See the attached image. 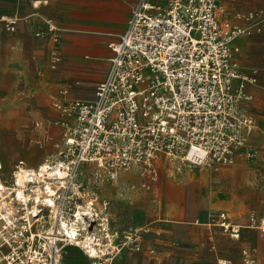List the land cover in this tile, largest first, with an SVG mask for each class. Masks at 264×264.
<instances>
[{
	"label": "built area",
	"instance_id": "built-area-1",
	"mask_svg": "<svg viewBox=\"0 0 264 264\" xmlns=\"http://www.w3.org/2000/svg\"><path fill=\"white\" fill-rule=\"evenodd\" d=\"M226 9L222 0H139L133 6L110 43V67L94 97L53 102L69 121L56 156L36 164L19 158L11 166L0 160V264H66L69 245L90 264H112L123 247L140 250L143 237L137 226L110 222V199L98 190L104 176L116 181L121 170L137 168L152 177L163 155L194 165L230 164L245 155L255 123L242 102L252 98L246 85L257 83V69L240 68L235 40L259 30L264 11L224 16ZM26 19L0 15L8 32ZM56 31L45 20L35 35L56 41ZM59 60L52 52L49 66ZM221 226L239 236V225ZM242 256L257 264L249 249Z\"/></svg>",
	"mask_w": 264,
	"mask_h": 264
},
{
	"label": "crops",
	"instance_id": "crops-1",
	"mask_svg": "<svg viewBox=\"0 0 264 264\" xmlns=\"http://www.w3.org/2000/svg\"><path fill=\"white\" fill-rule=\"evenodd\" d=\"M138 1L0 0V15L15 13L27 16L26 20L18 22L13 32L5 31L0 22V90H7L0 98H18L28 103V98L34 96L39 98L40 116L66 118L65 112L54 105L48 106L47 101L51 98L50 103L53 104L54 101L94 97L96 83L104 78L110 67V43L125 29L131 9ZM222 4L227 8L224 16H229L233 10L264 11V4L249 5L248 0H222ZM45 20L56 26V41L50 35H35L36 31L45 28ZM235 43L239 47L237 59L240 68L244 72L257 69V83L246 85L252 98L243 101L242 106L253 117L264 116L253 110L256 104L264 103V21L259 30L239 36ZM52 52L60 55L55 68L49 66ZM64 86L69 88L66 94L60 92ZM261 142H264L263 136ZM240 159L242 157L238 156L232 170ZM159 160L165 161L166 158L161 156ZM249 161L252 162L251 159ZM191 174L194 172L188 170V177ZM189 184L190 178L187 189ZM236 184L233 177L217 180V187L235 190ZM99 186L100 195L113 196L111 215L117 213L122 220L135 218L139 226L146 225L148 231L142 248L148 244L150 252L123 251L112 264H246L241 254L243 247L252 252L257 264H264V230L249 227L245 224L246 218L239 219L229 214L230 222L240 226L239 236L234 238L219 224V213L223 212L219 210L228 202L226 198L217 201L216 216L204 199L192 196V190H188L180 207L169 199L163 202L167 207L162 208L159 204V208L149 215L148 210L146 212L142 207L129 206L124 210L125 197L113 188L109 180L102 181ZM117 226L136 225L119 223ZM74 250L82 254L85 262L73 259ZM64 262L90 264V259L78 247L69 245Z\"/></svg>",
	"mask_w": 264,
	"mask_h": 264
},
{
	"label": "rangeland",
	"instance_id": "rangeland-1",
	"mask_svg": "<svg viewBox=\"0 0 264 264\" xmlns=\"http://www.w3.org/2000/svg\"><path fill=\"white\" fill-rule=\"evenodd\" d=\"M248 3L249 5H262L264 0H248ZM6 91L0 90V95ZM38 100L39 98L34 96L28 98V103L19 101L18 98H0V160L8 166H11L19 158L24 159L27 164H36L45 158L56 156L59 149L62 148L63 133L69 124L68 118H56L51 115L43 118L39 115L41 112ZM48 101V106L51 107L53 105L50 103L51 98ZM253 110L264 114V103L256 104ZM254 123L248 137L245 155L241 156L242 159L234 170L232 167L237 158L230 164L201 165L166 158L165 161L157 162L156 179H152L147 173H142L140 169L130 168L121 170L116 181H111L105 176L103 181L109 180L113 188L119 190L120 195L125 197L124 210H127L129 206L142 207L144 211L148 210L150 215L151 212L159 208V204L162 208L167 207L163 202L169 199L174 200L180 207L185 193L192 190L191 195L204 199L216 216L217 201L226 198L228 202L233 203H224L222 210H219V212L223 211L227 214L226 220H229L230 214L234 217L238 216L239 219L246 218L245 224L249 227L259 228L264 210V142H261V137H264V116L255 115ZM248 150L253 152L252 159L246 157ZM250 159L252 162L249 161ZM188 170H192L194 174L188 177ZM87 176L90 177V182L94 178L90 172L88 175L85 174V177ZM231 177L237 181V189L217 187L218 179H231ZM189 178L190 184L187 189ZM193 180H195V184ZM195 185L196 187H194ZM143 192L146 193L143 194ZM106 196L110 198L111 202L108 211L110 222L115 226L119 223L138 226L146 243L147 226H139L140 224L134 220L135 218L122 220L118 218L117 213L111 215L113 196ZM150 250L149 245L144 244L141 250L126 246L121 251L148 253ZM79 253L78 250H74L73 259L85 262V258Z\"/></svg>",
	"mask_w": 264,
	"mask_h": 264
},
{
	"label": "bare ground",
	"instance_id": "bare-ground-1",
	"mask_svg": "<svg viewBox=\"0 0 264 264\" xmlns=\"http://www.w3.org/2000/svg\"><path fill=\"white\" fill-rule=\"evenodd\" d=\"M163 156H164V155H163ZM160 157H161V156H160ZM164 157H165V156H164ZM165 158H166V157H165ZM159 159H160V158H159ZM152 179H156V176H155V175L152 176ZM219 214H220V220H219V224H220V225L226 224L227 222H228V225H229V224H233V223L230 222V220L225 221V219H227V215H226L225 212H220ZM261 218H262V216H261ZM121 250H122V249H121ZM121 250H120V252H122ZM120 252H119V253H120ZM119 253H118V254H119Z\"/></svg>",
	"mask_w": 264,
	"mask_h": 264
}]
</instances>
